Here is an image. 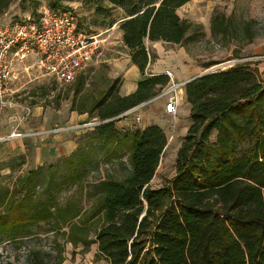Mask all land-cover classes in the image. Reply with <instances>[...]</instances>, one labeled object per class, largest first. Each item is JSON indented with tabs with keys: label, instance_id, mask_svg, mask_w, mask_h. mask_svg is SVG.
<instances>
[{
	"label": "trees",
	"instance_id": "trees-1",
	"mask_svg": "<svg viewBox=\"0 0 264 264\" xmlns=\"http://www.w3.org/2000/svg\"><path fill=\"white\" fill-rule=\"evenodd\" d=\"M16 1L0 0V19H21L8 13ZM63 1L47 0V6L67 9ZM189 1L84 0L108 17L122 12L121 43L141 75L157 57L146 42L186 48L205 37L202 24L177 14ZM228 26L224 15H215L210 32L225 36ZM216 64L207 62L203 70ZM169 81L166 75L146 77L121 97L115 79L89 109L80 110L97 111L101 123L78 138L76 150L0 190V240L50 237V258L32 248L30 264H63L66 245L81 246L84 254L95 246L94 259L107 264H264L261 73L250 62L237 63L183 85L190 126L174 176L153 189L167 136L157 126L118 130L121 119L108 120L156 97ZM81 85L76 82V94ZM103 159L118 160L120 178L89 177L93 169L99 174Z\"/></svg>",
	"mask_w": 264,
	"mask_h": 264
},
{
	"label": "rangeland",
	"instance_id": "rangeland-1",
	"mask_svg": "<svg viewBox=\"0 0 264 264\" xmlns=\"http://www.w3.org/2000/svg\"><path fill=\"white\" fill-rule=\"evenodd\" d=\"M34 1L35 3H32V0H17L9 8L8 13L16 18H22L34 13L40 6L48 4L47 0ZM62 5L75 12L78 16L80 27L86 34L98 36L100 55L92 61V65L84 75V83L77 94L74 91V85L61 86L54 81L53 84L39 85L38 87L35 86L34 89H30L36 90L39 93L41 90V100L36 98L38 95L31 96V94L22 95L18 100L16 99L19 101V104H22L23 99L30 97V99H26L29 107L33 105L32 102L34 101L40 102V105L44 109L42 114L45 113V117L53 120L57 124L56 127L70 125L66 123L68 121L71 101H74L73 107L77 108V110L81 108L89 109L94 99H99L111 84L112 79L108 77L109 74H134L130 70L131 64L126 62L129 59L127 52L122 43L119 42L121 41V37L118 30V21L123 17L120 10L116 9L113 11L112 16L108 17L97 13L94 5L86 4L84 0H65L62 2ZM177 14L182 19L202 24L205 37L192 45H188L186 48L164 45L165 48L168 47V49L173 51V53H169L168 59L171 69H176L178 74H192L194 71H213L229 68L237 63L250 62L251 67L258 68L264 80V0H190L189 3L178 9ZM215 15H224L228 20L229 29L225 36L210 32V21ZM179 50H184L185 53L184 58L186 61L183 63L181 59L173 57L174 53L178 54ZM207 62H218V64L203 70V65ZM135 74L140 73L136 72ZM116 80H118V83L115 94H118L122 79L121 77H117ZM14 109L17 111V117H20L21 113L23 116L25 115L21 107ZM87 115L89 123L100 122L97 111ZM92 117L98 119L94 120ZM134 120L132 116L122 118L117 123L116 128L118 130L138 128L139 122ZM76 122L71 125L83 124L81 123V119ZM91 128V126L80 129L76 128L75 132L81 136ZM174 130L169 128L167 134L168 141L172 137ZM176 144V141L173 142L171 148L169 147L163 151L156 174L151 181L153 189L165 186L174 176L175 158L178 150H176ZM63 158L64 155H61V157L53 159L44 165L56 166ZM125 159L126 156L121 155V161H125ZM98 169L99 174L94 169L91 170L89 176L91 179H94L97 175L101 176V174L104 175L106 173L120 178L122 174L117 159L109 161L101 160ZM24 173H0V190L12 188L16 177ZM34 230L36 231V228ZM49 238L44 235H40L39 238L32 236L25 238L22 243H11L6 240H0V264H30L32 259L30 251L33 250L32 248L41 249L43 256L47 260L50 258L49 252L51 251V240ZM92 248H95V246H92ZM80 250L81 246L73 249L70 245H66L64 253L66 259L63 264H85L88 262L91 264H107L102 259H94V255L91 259L89 252L84 254Z\"/></svg>",
	"mask_w": 264,
	"mask_h": 264
},
{
	"label": "crops",
	"instance_id": "crops-1",
	"mask_svg": "<svg viewBox=\"0 0 264 264\" xmlns=\"http://www.w3.org/2000/svg\"><path fill=\"white\" fill-rule=\"evenodd\" d=\"M119 35L121 37V33ZM146 45H149L151 49H153L157 57L152 64L148 65L144 75L135 74L136 72H138V69L131 64L129 59H127L126 62L131 64L130 70L134 74H109L108 77L112 80L116 79L117 77H121L122 82L118 89L117 95L123 97L133 93L136 90L137 83L146 77L159 75L168 76L169 73L171 74L173 81L181 85L178 90L179 105L176 118L177 121L174 128L172 124V117L165 112V105L171 100V95L161 96L162 93L169 87L171 83L170 81L165 87L162 88V91L156 97L149 100L147 104L142 106L138 111H136L130 116L134 117V119L135 117L140 118L138 123V129H145L150 126H157L165 133L166 136L168 134L169 128H172V130L175 129L173 131L172 137L167 142V145L164 150L169 147L171 148V145L175 141L177 142V150L182 140L181 138H183L187 129L190 126V107L185 101L183 85L186 81L192 79L193 77L197 76L202 72L194 71L192 74H178V71L176 69H171V67L169 66V53H173V51H171V49H168V47H164V45L168 46V44L162 42H154L149 44L148 42H146ZM184 55V50H179L178 54L174 53L173 57L181 59L183 63L184 61H186ZM33 61L34 58L29 57L27 60H25L23 66L27 69V67L31 66ZM91 65L92 62L83 72L79 73L76 76L75 80L71 83L72 85H74V87L76 82L78 81H81L82 84L84 83V75L86 74ZM164 66H166V68H164ZM54 81L55 78L47 76L46 74H40L35 69H29L28 71L22 70L21 73L17 75V78H15L11 84L12 93H14L12 95L13 100H18L22 95L28 94H31V96L38 95L36 98L38 100H41L42 91L40 90L39 93L36 90L30 89H34L35 86L38 87L39 85H50L53 84ZM48 98L50 99V97ZM26 99H30V97L23 99V102H21L22 104H19V101L16 100L18 106H29L27 104ZM32 103L33 105L30 107L31 114L24 118L22 123L19 125L18 120L23 115L21 113V116L17 117V111L14 109L16 107H0V137L8 136L15 129L26 134V136L22 139L12 140L1 144L0 173L2 174H10L12 172H17L18 174H21L24 173V171L27 172L29 170L37 169L43 166L44 164L51 162L53 159L61 157V155H64V157L69 156L77 148V140L80 136L77 132H75V129H71L57 135L37 137L27 136L29 133L32 132L50 130L51 128L57 126V124L53 120H50L49 117H45V113L42 114V112H44V109L40 105V102L37 103L34 101ZM72 103L73 101H71L70 103V112L68 115V121L66 123L70 125L65 126H77L78 124H71L77 123L76 121H79V119H81V123L89 122L87 118V112L82 114L79 113L80 110L83 111L86 109L81 108L80 110H77V108L72 107ZM92 118L94 120L98 119L95 117ZM60 127L64 126L60 125ZM95 252L96 248H92L89 250V257L91 259ZM85 264L91 263L88 262Z\"/></svg>",
	"mask_w": 264,
	"mask_h": 264
},
{
	"label": "built area",
	"instance_id": "built-area-1",
	"mask_svg": "<svg viewBox=\"0 0 264 264\" xmlns=\"http://www.w3.org/2000/svg\"><path fill=\"white\" fill-rule=\"evenodd\" d=\"M97 35H88L79 27L78 16L70 9H52L42 5L35 14L21 19H0V107H21L25 115L20 117L18 125L31 114L29 106H18L13 100L11 84L21 71L35 69L40 74L55 78L59 85L71 84L76 76L83 72L94 58L100 55ZM29 57L34 58L27 69L23 66ZM170 85L161 96L171 95L165 105V112L172 117L175 126L178 111V90L168 74ZM148 102L133 107L116 118H126ZM136 122L140 118L135 117ZM101 122H85L73 127H54L50 130L36 131L27 136L57 135L71 129L95 127ZM26 136L15 129L8 136L0 137V146L4 142L19 140Z\"/></svg>",
	"mask_w": 264,
	"mask_h": 264
},
{
	"label": "water",
	"instance_id": "water-1",
	"mask_svg": "<svg viewBox=\"0 0 264 264\" xmlns=\"http://www.w3.org/2000/svg\"><path fill=\"white\" fill-rule=\"evenodd\" d=\"M209 71H211V70H206V71H204V72L198 74L197 76L193 77L192 79L186 81L184 84L188 83L189 81H191V80H193V79H195V78H197V77H199V76H201V75H203V74H205V73H207V72H209ZM117 119H119V118H114V119H111V120H108V121H113V120H117ZM105 122H107V121H104V122H102V123H105Z\"/></svg>",
	"mask_w": 264,
	"mask_h": 264
}]
</instances>
